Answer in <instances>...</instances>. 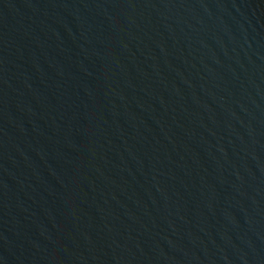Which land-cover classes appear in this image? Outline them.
I'll use <instances>...</instances> for the list:
<instances>
[{
  "label": "water",
  "instance_id": "95a60500",
  "mask_svg": "<svg viewBox=\"0 0 264 264\" xmlns=\"http://www.w3.org/2000/svg\"><path fill=\"white\" fill-rule=\"evenodd\" d=\"M0 264H264V0H0Z\"/></svg>",
  "mask_w": 264,
  "mask_h": 264
}]
</instances>
